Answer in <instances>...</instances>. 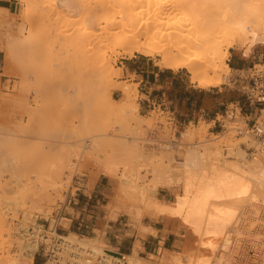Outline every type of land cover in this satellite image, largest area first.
<instances>
[{
	"label": "rangeland",
	"instance_id": "1",
	"mask_svg": "<svg viewBox=\"0 0 264 264\" xmlns=\"http://www.w3.org/2000/svg\"><path fill=\"white\" fill-rule=\"evenodd\" d=\"M245 1L247 17H257L255 38L247 41L256 42L243 60L238 46L229 49L232 83L202 89H222V96L235 100L243 97L249 68L264 61V0ZM207 2L203 8H211ZM80 4L0 0V264H55L57 246L65 264L73 251L64 244H71L62 239L67 236L118 258L113 247L93 237H122L129 228L135 233L126 237L176 241L166 245L170 252H160L151 262L134 254L128 264H264V187L258 194L256 188L247 192L246 206L218 205L230 238L225 251L221 240L215 250L205 248L202 243L217 239L195 235L180 217L155 210L158 202L174 204L185 182L197 183L204 171L235 160L236 151L227 147L243 149L246 141L235 138L238 114L217 135L212 117L195 115L184 122L180 108L174 128L160 109L165 105L139 107L135 77L125 70L128 59L140 56L149 59L145 69L164 68L157 65L158 58L109 52L97 42L102 25ZM182 17L191 24L193 16ZM106 60L110 69L101 67ZM103 69L112 74L110 83ZM175 72L200 89L186 70ZM211 143L218 147H208ZM73 202L74 213L67 210ZM28 238L38 244L31 261L22 252ZM88 247L82 259L92 252Z\"/></svg>",
	"mask_w": 264,
	"mask_h": 264
},
{
	"label": "bare ground",
	"instance_id": "2",
	"mask_svg": "<svg viewBox=\"0 0 264 264\" xmlns=\"http://www.w3.org/2000/svg\"><path fill=\"white\" fill-rule=\"evenodd\" d=\"M207 1L212 2L213 5L209 2L211 8H203L202 5ZM243 1L246 2L245 0H81L80 8L82 6L84 12L92 15L95 23L102 25L98 29L100 32L97 42L102 43L109 52L117 54L118 51H122V54L127 56L138 53L145 57L158 58L159 67L172 71L184 69L190 74L192 83L200 89H207L226 82L232 83L231 69L226 63L230 48L238 46L242 53L247 55L250 46L256 42L255 39L254 42H248L247 38L248 36L255 38L257 17H247V11L242 5ZM187 14L193 16L190 25L185 22L187 19L182 17ZM102 15H107L105 20L106 16L102 18L103 21ZM103 62L102 68L105 66L111 68L108 60ZM104 70L106 69L102 72L106 74ZM106 75L104 81L110 83L109 78L112 74ZM126 90L123 91L124 94H127ZM214 138L220 140L224 137ZM211 146L218 147V144L208 147ZM232 146H228L227 149L236 151L235 160L224 161L221 169L213 167L210 171H204L197 183L185 182L184 192L176 198L174 204L155 203L157 214L180 217L186 225L192 227L195 235L206 233L215 237L216 242L208 239L201 244L211 251L217 247L218 240H221L222 251H225L230 244L224 225L226 216L218 205L232 202L237 207L246 206L247 192L256 188L258 194L261 193V187H264V161L259 158H248L238 144L234 148ZM62 239L71 241V244L64 243L68 247H73L69 256L71 263H82V254L89 245L94 255L104 254L100 246L84 242L81 238L76 237L71 240L67 236ZM37 248V241H30L28 238L24 241L22 252L31 261ZM79 249L83 250L76 255ZM115 254L118 258L113 260L122 261L119 253ZM125 257L128 261L129 256ZM5 264L17 263L6 260Z\"/></svg>",
	"mask_w": 264,
	"mask_h": 264
},
{
	"label": "crops",
	"instance_id": "3",
	"mask_svg": "<svg viewBox=\"0 0 264 264\" xmlns=\"http://www.w3.org/2000/svg\"><path fill=\"white\" fill-rule=\"evenodd\" d=\"M229 54L230 58L233 59L231 52ZM248 55L245 56L240 53L238 59L243 60ZM148 61L149 59L140 56L128 59V64L125 68L126 73L135 77L133 83L138 85L139 107L156 109V104L158 107L165 105L160 109L169 115V119L173 122L172 127L175 124H179L177 115L179 116L180 114V111H178L180 108H183L182 113L186 117L183 121L185 122L195 115L201 118L214 117L216 114L223 113L229 103L238 101L222 96V89H216L215 91L196 89L193 85L187 83L180 72L160 68L155 69L153 67L152 69H145ZM167 102L171 104L170 108L166 107ZM206 102H209V105ZM75 178L76 176L73 179L75 180ZM72 204L73 206H68L67 210H71L74 213L75 203L73 202ZM125 232L128 234L125 233L122 237L93 238L99 239L106 245L113 247L117 253L127 256L136 254L138 258L147 262H151V257H156L162 251L167 250L170 252L166 245L171 241H176V237H126L133 236L135 233L130 228Z\"/></svg>",
	"mask_w": 264,
	"mask_h": 264
},
{
	"label": "built area",
	"instance_id": "4",
	"mask_svg": "<svg viewBox=\"0 0 264 264\" xmlns=\"http://www.w3.org/2000/svg\"><path fill=\"white\" fill-rule=\"evenodd\" d=\"M241 89L242 99L228 104L223 113L216 114L210 119L213 122L212 133L219 134L226 129L227 120L231 117H240V123L233 127L235 138H244L241 145L248 158H259L264 161V61L253 64L244 79ZM177 127V124L173 126ZM59 246L53 252L55 264H64L60 261ZM83 258L80 264H128L125 254L119 253L122 261H114L111 257L94 255ZM92 256H96L95 259ZM65 264H74L68 261Z\"/></svg>",
	"mask_w": 264,
	"mask_h": 264
}]
</instances>
